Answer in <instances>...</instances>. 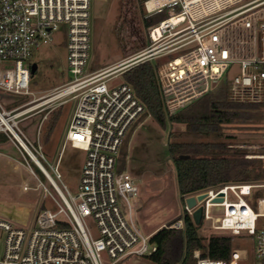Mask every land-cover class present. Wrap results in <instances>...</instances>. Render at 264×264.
<instances>
[{"label":"built area","instance_id":"2783aa9c","mask_svg":"<svg viewBox=\"0 0 264 264\" xmlns=\"http://www.w3.org/2000/svg\"><path fill=\"white\" fill-rule=\"evenodd\" d=\"M146 17L165 9L169 17L150 26V45L107 69L88 72L92 54V0H0V63L13 67L0 71V94H30L31 60L34 50L63 35L67 49L70 82L49 100L33 107L7 110L0 99V132L14 142L26 168L37 180L23 190H39L54 200L57 208L39 210L28 226L0 215V264H133L157 250L133 218L131 200L140 187L132 175L118 170V159L128 132L145 114L146 108L133 87L113 80L127 69L161 56H168L191 44L195 47L157 64V76L166 111L172 115L208 94L233 64L240 72L229 83L228 101L264 105V0H143ZM174 20V21H173ZM188 31L189 36L184 32ZM177 37L167 52L155 46L165 35ZM64 98L55 108L74 100L68 127L55 164L46 159L42 147L31 141L20 127V118L51 100ZM70 145L85 151L79 190L72 195L49 173L59 171L62 152ZM231 152L263 162V179L256 183H235L208 188L184 196L207 192L205 200L185 210L192 217L204 206L203 223L233 235L246 234L253 241L254 264H264V220L262 203L256 209L249 200L254 189L264 188V145H229ZM237 149H240L237 151ZM262 149V151H261ZM33 165L47 178L60 202L41 181ZM224 193V202L212 200ZM121 201L128 207L124 213ZM185 203V202H184ZM223 206L210 213L209 206ZM218 215L220 228L213 216ZM91 226H94L95 233ZM180 218L168 228L183 229ZM247 250V249H246ZM245 250L232 247L228 260H212L194 252L196 264H239Z\"/></svg>","mask_w":264,"mask_h":264},{"label":"rangeland","instance_id":"374dc122","mask_svg":"<svg viewBox=\"0 0 264 264\" xmlns=\"http://www.w3.org/2000/svg\"><path fill=\"white\" fill-rule=\"evenodd\" d=\"M92 2V54L88 68L89 73L107 69L150 45V27L142 26L141 30H139L135 24L132 26L136 31V36H131L132 41L141 39L145 43V48L139 51L130 48V45H128L130 43L129 38L123 40V35L125 34H118L115 31L118 26V14H120L121 10L127 11L128 14H131V10L133 11V5L130 7V0H92ZM139 3L134 6L138 10V16H140L139 11L140 13L143 11ZM184 35L187 37L190 34L188 35V31H186ZM176 38L173 35H165L160 43L155 46L156 50L154 52L160 51L164 53L169 51L174 47V43L177 41ZM62 39L63 35L58 32L53 42L43 44L34 50L29 66L35 63L37 69L31 79L30 94L13 96L0 94V99L7 110L17 107H20L19 110H24L43 103V101L54 97L60 87L71 81L72 75L69 73L67 49ZM195 45L191 44L168 56L158 57L153 61L156 64L163 63L180 55L185 50L195 47ZM10 67H13L10 62L0 63V71ZM239 72L240 65L233 64L228 74L222 80L213 84L212 93H220L221 88L228 91L229 83ZM116 76L113 80L114 83L124 82L122 74ZM63 99L51 100L44 106L37 107L20 118L21 129L32 142L35 141L36 145H41L43 153L50 164H55L60 155L63 138L74 107V100H69L63 106L55 108ZM59 108H62V113L49 141H46L45 132L48 119L50 114ZM244 110L251 111L254 117L249 120V123L227 125L225 135H230L231 137H224L222 141L228 142L229 145H264V105L252 106L244 108ZM139 121L128 132L120 157L123 149H125L126 163L123 170L131 175H138L140 178L138 180V184L141 186H139V195L131 200L134 208L133 218L145 234H150L162 222L170 219L166 222V225H168L177 219V215L180 214V217H182L185 213V203L179 193L176 168L168 154L167 145L174 141L189 142L195 139L186 132V124L170 123L167 129H163L151 116L145 114ZM138 125L139 127H136ZM197 140L208 141L212 140V138ZM85 155V151L75 149L70 145L62 152L59 165L62 182L56 178L50 165L44 160L41 161L63 191H65L64 183L70 193L76 195L79 190L81 167L85 160ZM33 168L45 186L62 202L47 178L38 171L35 165H33ZM25 184L35 186L37 180L31 176L29 169L26 168L23 156L14 142L9 139L7 144L0 146V208L1 204L22 207L25 211L26 220L14 222L28 227L39 210H55L57 206L51 197L44 196L42 188L37 191H25L23 190ZM263 196L264 188H258L254 189L253 194L248 197L251 203L254 204L255 209L257 199ZM121 206L124 213L128 216L127 204L121 201ZM91 228L95 233L94 226H91ZM200 234L204 237H209L212 234L233 236L234 246L246 251L245 255L244 251L242 254L245 259L239 264H254L253 241L246 234L236 236L230 231L215 230L205 223L200 229ZM133 264L155 263L144 257L134 261Z\"/></svg>","mask_w":264,"mask_h":264},{"label":"trees","instance_id":"16d2710c","mask_svg":"<svg viewBox=\"0 0 264 264\" xmlns=\"http://www.w3.org/2000/svg\"><path fill=\"white\" fill-rule=\"evenodd\" d=\"M138 2L143 10V13L139 11L140 16H138V10L134 8ZM132 5L131 14L122 10L118 14V26L115 31L118 34H125L123 40L129 38L130 48L139 51L145 48V43L141 39L132 41L131 36H136L133 24L141 30L142 26L156 25L166 20L169 15L165 9L146 17L143 0H130V7ZM128 15L132 16L128 17ZM122 75L124 82L133 87L137 98L145 106V115L151 116L163 129H167L170 123L186 124V132L195 139L189 142L174 141L167 145L168 154L176 168L179 193L183 202L185 195L200 190L226 184L256 183L263 179L262 160L248 159L241 153H230L228 142L222 141L224 137H231L225 135L227 125L249 123V120L254 117L251 111L244 108L260 105L230 102L228 91L221 88L220 93L214 94L211 90L182 110L170 115L164 106L155 61L139 63L124 71ZM61 113L62 108H59L50 114L45 132L46 141H49ZM203 138H212V140H197ZM8 140V136L0 132V144ZM184 155L190 157H182ZM125 163L126 150L123 149L118 159L119 171H124ZM180 218L184 219L183 229L168 228V225ZM177 219L152 235L151 241L157 245V250L147 257L152 263L196 264L195 251H200L202 257L212 260L230 259L234 246L233 236L212 234L204 237L200 234L203 222L196 225L186 210L184 215ZM263 225L264 220L259 223V227Z\"/></svg>","mask_w":264,"mask_h":264},{"label":"water","instance_id":"95a60500","mask_svg":"<svg viewBox=\"0 0 264 264\" xmlns=\"http://www.w3.org/2000/svg\"><path fill=\"white\" fill-rule=\"evenodd\" d=\"M36 69H37V65L35 63L32 64V66H31L32 74L35 73ZM182 157L189 158L190 156L184 155ZM207 196H208L207 192H202V193H199L195 196L192 195V196L185 198L184 202L186 204V207L194 208L195 206H197L198 203L205 200L207 198ZM224 200H225L224 193H220V195L218 197L214 198L212 200V202H224ZM10 212L13 214L12 216L10 215ZM1 213H2V215H4L5 217H8L10 219H13L16 221H23V219H21L19 214L16 213L15 207H6L5 212H1ZM203 213H204V206L203 205H200L199 207H197V209L194 210L192 218H193V221L196 225H200L202 223Z\"/></svg>","mask_w":264,"mask_h":264},{"label":"crops","instance_id":"0c3cea01","mask_svg":"<svg viewBox=\"0 0 264 264\" xmlns=\"http://www.w3.org/2000/svg\"><path fill=\"white\" fill-rule=\"evenodd\" d=\"M140 121H138L136 124H138ZM139 125H141V124H139ZM139 125L138 126H136V127H139ZM9 141V140H8ZM8 141L7 142H5V143H1L0 144V146H2V145H5V144H7L8 143ZM132 177H133V179L136 181V183L138 184V180L140 179L139 178V176L138 175H134V174H132ZM139 185V184H138ZM140 186V185H139ZM141 187V186H140ZM6 207H15V209H16V213H18L19 214V216L21 217V219H23V221H25L26 220V217H25V211H24V209L22 208V207H18V206H13V205H6V204H1V208H0V211L1 212H3V211H5V209H6ZM5 208V209H4ZM19 210V211H18ZM0 212V215H2V213ZM4 216V215H3ZM181 215L179 214V215H177V218H179ZM170 220V219H169ZM169 220H166V221H164V222H162L159 226H157L153 231H151L150 232V234H154L157 230H159L160 228H162L163 226H166V222L167 221H169Z\"/></svg>","mask_w":264,"mask_h":264},{"label":"bare ground","instance_id":"6f19581e","mask_svg":"<svg viewBox=\"0 0 264 264\" xmlns=\"http://www.w3.org/2000/svg\"><path fill=\"white\" fill-rule=\"evenodd\" d=\"M174 21V20H173ZM262 210L264 211V202L262 203ZM209 211H210V213H217V212H222L223 211V206H219V205H213V204H211L210 206H209ZM214 218H213V224H214V227L215 228H220L221 226H220V220H219V217H218V215H214L213 216ZM242 254H243V251L241 252Z\"/></svg>","mask_w":264,"mask_h":264},{"label":"flooded vegetation","instance_id":"af4514ba","mask_svg":"<svg viewBox=\"0 0 264 264\" xmlns=\"http://www.w3.org/2000/svg\"><path fill=\"white\" fill-rule=\"evenodd\" d=\"M3 212H5V211H3ZM10 215L12 216L13 214L10 212Z\"/></svg>","mask_w":264,"mask_h":264}]
</instances>
